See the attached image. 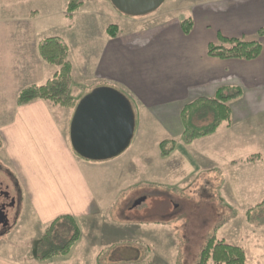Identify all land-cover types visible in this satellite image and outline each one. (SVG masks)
Wrapping results in <instances>:
<instances>
[{"label": "rangeland", "instance_id": "1", "mask_svg": "<svg viewBox=\"0 0 264 264\" xmlns=\"http://www.w3.org/2000/svg\"><path fill=\"white\" fill-rule=\"evenodd\" d=\"M84 1V14L69 18L65 15L68 0H0V16L5 22L0 24V35L6 53L16 63L23 44L26 48L35 39L39 41L36 50L41 57L40 41L45 37L59 36L69 45L68 58L73 67L72 74L77 78L82 66H88L99 52L104 29L117 24L124 30L128 26L124 19L130 17L114 7L110 0H105L106 5L100 0ZM176 1L166 0L158 13H173L182 19L191 16L192 3L196 0H183L180 10L174 13ZM33 10L39 11L37 19L30 17ZM32 49L30 46V51ZM15 63L11 68L17 72ZM86 91L72 88L71 95L78 101ZM253 92L255 89H247L245 95L231 102L234 110L232 130L224 123L215 134L197 139L190 146L179 142L175 151L165 158L160 155L159 143L168 138L179 139L181 134L172 136L169 135L170 128H159L149 137L137 130L123 153L129 151L134 161V165L125 167L123 173L129 170L127 175L133 176L109 190L108 204L112 208L104 215L77 219L81 231L79 239L84 235L78 247L79 240L64 257L76 258L83 245L94 258L98 249L99 264H196L208 238L215 235L218 241L244 248L245 264H264V105L252 116L247 112L254 106L247 96ZM259 96V102L263 104L264 93ZM13 105L14 101L9 99L0 104V128L7 126ZM50 107L62 124L67 108L52 103ZM27 117L25 110L24 119ZM180 126L182 133V120ZM180 126H173L172 130L176 132ZM29 127L31 125L27 123L22 125L23 135L28 134ZM2 143L0 138V161L11 168ZM256 153L262 159L250 162L248 159ZM21 156L26 162V156ZM35 158L38 159L35 156L32 160ZM107 175L97 171L90 176L95 189L102 193L107 186ZM74 181L72 178V185ZM72 190L75 191V187ZM19 197L20 210L24 206L23 215L13 233L6 238L7 242L0 244V255L20 264H42L44 262L37 258L41 238L56 217L66 215L64 212L69 206L63 201L62 208L58 207L56 211L58 216L44 217L35 213L25 192ZM140 197L145 201L135 205ZM44 202L45 206H50L52 201ZM103 220L106 222L101 224ZM97 223L99 229L103 225V234H107L100 244L111 242L114 231L116 237L108 247L94 250L86 240L91 239L89 230ZM114 224L117 228L112 231ZM121 225L127 228L121 229ZM119 228L121 231H117ZM73 232L72 224L61 220L54 231V241L63 243ZM207 264H214L213 259Z\"/></svg>", "mask_w": 264, "mask_h": 264}, {"label": "crops", "instance_id": "2", "mask_svg": "<svg viewBox=\"0 0 264 264\" xmlns=\"http://www.w3.org/2000/svg\"><path fill=\"white\" fill-rule=\"evenodd\" d=\"M100 1L106 5L105 0ZM182 1L174 2V13L180 10ZM192 4L194 5L191 16L186 17L193 21V28L188 34L183 31L182 18H177L173 13H158L160 9L154 11V14L152 12L140 17H126L124 21L128 26L124 30L119 27L117 37H109L106 27L102 32L100 50L93 61L88 66H82V72L77 74V78L72 74V88L77 91L87 90L82 97L103 85L121 90L134 107L135 132L138 130L149 137L155 135L159 128H170L169 131L172 132L169 135H180L183 106L199 97H214L222 86L241 87L243 95L247 89H255V92L247 95L254 103L247 112L251 116L254 115L264 105V100L263 104L259 102V95L264 93V36H258L259 29L264 26V0H196ZM84 5L85 1L73 17L84 14ZM38 15V10L30 12L31 18L37 19ZM3 19V16H0V24L5 23ZM219 35L258 39L263 46L262 52L253 60L212 57L208 54V46L211 43L217 44ZM37 41L34 39L26 48L23 44L15 63L6 53L3 36L0 35V104L5 103L6 99L14 101L12 116L7 126L0 128V138L7 159L38 215L58 216L56 211L58 207L62 208L63 201L69 206L64 213L76 219L90 218L94 214L104 215L107 209L112 208L108 204L109 190L133 176L127 175L129 170L124 174L123 169L133 166L134 161L129 151L106 161H90L78 156L69 137L74 114V110L70 108L66 109L67 113H64L60 124L51 112L49 102L35 100L24 106H16V100L23 88L43 84L58 69L38 56ZM30 46L33 48L31 51ZM14 63L17 72L12 71ZM82 97L78 98V101ZM230 106L234 115L231 103ZM25 110L28 113L27 120L24 119ZM26 123L31 125L27 130L28 134H25L27 136L22 134V125ZM233 125L227 124L228 129L232 130ZM173 126L180 128L174 132ZM21 155L26 156V162ZM126 155L128 157L124 158ZM35 156L38 159L33 161ZM127 159L129 160L126 161ZM73 170L74 175L71 176ZM97 171L108 174L105 181L107 186L103 193L100 189H95L90 179ZM72 178L75 180L73 185ZM74 187L75 191L72 190ZM46 200L52 201L50 206H45ZM58 200L60 202L56 203ZM144 201L145 199L141 202ZM104 222L106 220L100 223ZM102 226L99 229L97 223L96 227L89 230L91 239L86 242L90 249L108 247L109 243L114 241L115 231L111 234V242L107 245L100 244L102 238L107 235L103 234L105 228ZM121 226V229L127 228ZM115 228L117 227L114 224L111 229L108 227V230L113 231ZM118 230L121 231L120 228ZM87 251L82 245V250L74 259L60 256L41 262L99 264L98 249L95 258ZM0 264L20 263L4 259V256L0 255Z\"/></svg>", "mask_w": 264, "mask_h": 264}, {"label": "trees", "instance_id": "3", "mask_svg": "<svg viewBox=\"0 0 264 264\" xmlns=\"http://www.w3.org/2000/svg\"><path fill=\"white\" fill-rule=\"evenodd\" d=\"M84 0H68L66 16L73 18L74 13L83 5ZM183 31L188 34L193 28V21L184 18L181 21ZM120 32L119 25L111 24L106 29L109 37H117ZM258 36H264V26L259 29ZM217 44L208 46V54L221 59L253 60L260 56L262 43L258 39L244 37H226L219 35ZM39 55L50 65L56 66L57 71L41 85H30L23 88L16 100L17 106H24L35 100H43L55 105L75 109L78 101L71 95L73 67L68 58L69 45L59 36L43 38L38 46ZM243 96V89L238 86H222L218 88L214 97H199L186 103L181 110L183 132L179 139L168 138L159 143L161 157L165 158L175 151L179 142L189 146L197 139L214 134L224 123L232 121L230 103ZM210 119V121H209ZM208 121L205 124L200 122ZM262 156L256 153L250 162L260 161ZM67 220L74 228L73 234L63 243H56L53 235L57 224ZM80 228L77 219L72 215L56 217L46 228L39 243L37 258L45 261L58 256L69 254L75 243L80 238ZM216 234V233H215ZM213 259L214 264H245L246 252L244 248L232 245L224 240L218 241L215 235L208 238L204 245L199 260L196 264H207Z\"/></svg>", "mask_w": 264, "mask_h": 264}, {"label": "water", "instance_id": "4", "mask_svg": "<svg viewBox=\"0 0 264 264\" xmlns=\"http://www.w3.org/2000/svg\"><path fill=\"white\" fill-rule=\"evenodd\" d=\"M127 16L140 17L159 9L166 0H110ZM136 129L130 99L115 87L98 86L78 102L70 123L73 150L90 161H106L123 154ZM145 198L139 199L135 205Z\"/></svg>", "mask_w": 264, "mask_h": 264}, {"label": "flooded vegetation", "instance_id": "5", "mask_svg": "<svg viewBox=\"0 0 264 264\" xmlns=\"http://www.w3.org/2000/svg\"><path fill=\"white\" fill-rule=\"evenodd\" d=\"M2 161V160H1ZM0 161V244L13 233L23 215L20 193L24 192L14 170ZM6 239V240H5ZM5 243V242H3Z\"/></svg>", "mask_w": 264, "mask_h": 264}]
</instances>
